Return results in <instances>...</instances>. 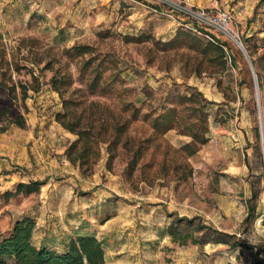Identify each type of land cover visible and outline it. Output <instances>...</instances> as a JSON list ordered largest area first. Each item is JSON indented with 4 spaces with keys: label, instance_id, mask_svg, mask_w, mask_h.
Masks as SVG:
<instances>
[{
    "label": "rangeland",
    "instance_id": "obj_1",
    "mask_svg": "<svg viewBox=\"0 0 264 264\" xmlns=\"http://www.w3.org/2000/svg\"><path fill=\"white\" fill-rule=\"evenodd\" d=\"M199 1L207 3L200 7L233 15L232 26L253 68L226 33H218L233 55L225 68L210 59L212 52L205 56L183 35L163 48L162 43L190 30L172 19L141 13L126 0H0V81L31 82L34 74L39 86V91H29L26 128L0 120V226L10 228L17 218L37 212L43 192L6 196L17 183L39 181L41 191L51 182L46 214L62 217L58 231L71 230L67 219L98 232L105 264H264V3L254 13L258 0ZM191 32L204 42L211 40L205 32ZM75 44H90L94 51L64 53ZM88 59L91 67L84 65ZM99 60L104 85L91 90L88 83ZM54 72L72 75L65 93L74 101L69 109L97 128L107 127L102 130L106 138L112 139L113 126L131 116L128 101L140 108L119 145L111 147L112 160L102 143L88 175L67 157L77 136L55 120L63 105L50 84ZM115 74L121 81L111 79ZM196 90L209 101V131L207 142L187 158L192 176L180 181L172 168L176 149L191 140L179 129L145 143L142 159L129 174L132 151L153 136L151 116L177 104L178 94ZM48 135L59 139L39 152L44 157L49 153L53 169L44 167L47 158L36 163L33 148V137ZM13 136H23L25 143L9 157L7 139ZM3 159L14 164L7 167ZM27 160L35 165L26 167ZM64 165L65 170L59 168ZM248 203L255 213L244 222ZM172 212L201 217L240 245H177L167 232ZM185 230L201 234L191 226ZM257 246H262L259 253Z\"/></svg>",
    "mask_w": 264,
    "mask_h": 264
},
{
    "label": "trees",
    "instance_id": "obj_2",
    "mask_svg": "<svg viewBox=\"0 0 264 264\" xmlns=\"http://www.w3.org/2000/svg\"><path fill=\"white\" fill-rule=\"evenodd\" d=\"M264 3V0H258L255 5L254 13ZM186 29V28H184ZM190 30V29H189ZM200 31L211 35L213 40L203 41L193 32H179L177 36L165 43L163 48L175 45L183 35L185 39L190 40L189 45L199 48L201 52L208 56L213 53L210 59L219 61L221 66L225 68L227 61L233 60V55L229 50L228 43L222 40L218 33L210 32L204 27L199 28ZM188 43V42H187ZM243 53L249 60L251 68H253L250 60L248 49L242 44ZM94 47L90 44H75L64 50L66 54L83 56L92 54ZM85 66L91 67L90 59L86 60ZM101 60L96 67L92 68L93 76L88 83L91 90H95L101 84L104 85L103 72L99 68ZM254 73V72H253ZM258 74V72H257ZM111 79L121 81L118 74ZM259 83L260 79L258 78ZM36 75H32L31 82H10L4 78L0 81V120H6L9 124L26 128V113L29 111L27 99L30 97L29 91H39ZM73 83L70 73H63L58 76L57 72L50 78V84L62 100L63 111L56 112L55 120L58 121L66 130L74 133L77 138L70 142L67 149V157L69 161L79 166L82 173L88 175L92 172L94 164L101 156V144L106 143L110 153V159L114 157L112 146H117L121 142L123 136L127 133L133 120L140 116V108L133 102L128 101L126 107L133 109L130 117L124 121L115 124L112 128L113 138L104 137L102 130L108 131L103 124L101 128H97L94 122L85 120L82 114L69 109L74 102L70 98L65 97L66 90ZM261 85V84H260ZM209 101L199 90L190 94H178L177 104L166 107L163 111L157 112L151 116V127L153 128V136H149L143 140L132 151L131 158L127 164V171L132 174L138 166L143 156L144 144L153 142L158 135L164 134L171 129H179L181 134L191 138L179 149H176L177 157L172 160V168L178 180H187L193 174V167L187 158L197 152L200 147L207 142V132L209 131V115L206 110ZM3 130L6 129L4 126ZM156 136V137H155ZM259 139V135H258ZM39 181L19 182L13 191L6 193L8 198L19 194L30 195L40 192ZM255 213V206L248 203V212L244 218V222L250 220ZM172 217L167 227L168 235L173 243L183 246L188 244L204 245L210 241L229 243L232 247L240 245L238 241L233 240V235L211 224L206 223L198 216L188 217L179 215L176 212L169 214ZM36 226L35 219L31 215H24L17 219L12 228L3 232L0 227V264H105L104 243L95 235L79 234L72 237L65 250L58 251L47 246H37L33 241V232ZM186 226L193 227L200 235L193 231L185 230ZM257 253L262 250V246H257Z\"/></svg>",
    "mask_w": 264,
    "mask_h": 264
},
{
    "label": "crops",
    "instance_id": "obj_3",
    "mask_svg": "<svg viewBox=\"0 0 264 264\" xmlns=\"http://www.w3.org/2000/svg\"><path fill=\"white\" fill-rule=\"evenodd\" d=\"M128 1L129 4L132 5V7L135 9L137 8L139 10V12L141 13H150L152 17H157L160 19L168 18V19H172L169 18L167 16L162 15L160 12H156L153 11L150 8H146L140 4H137L131 0H126ZM188 2L194 4V5H206L207 3L205 2H201L199 0H187ZM158 8V7H157ZM159 10H161L162 8H158ZM174 20V19H172ZM175 22H177L176 20H174ZM178 24V22H177ZM179 25V24H178ZM30 100L32 101L31 97H29L27 99V104L29 106V108H32V103L30 102ZM14 138H9L7 139V141H9V143L6 146V153L7 155H9V157H13L15 155V153L17 152L16 148L19 147L21 148V146L25 143L23 136H13ZM59 138H57L55 135H48L47 138L41 140V138H34L33 137V148L35 149V151L37 152V161L36 163L40 164L41 160L44 158H47L49 160V162H46L44 167H49V169H53L55 168V164L53 162V159H51L49 153L46 154V157L43 156V153L39 152L40 147H45L46 145H49L51 147V145H54L55 142L58 141ZM41 142V143H40ZM49 147V148H50ZM51 159V160H50ZM6 164H8L7 167L11 168V164H14V161L11 160L10 162L7 159H3ZM18 163V162H16ZM26 167H30L35 165V161H31V160H27L25 163ZM49 164V166H48ZM42 168V167H41ZM60 169L65 170L66 166L64 165L63 167L59 166ZM50 183H48L46 185V189L44 190V188H42V190L40 191V193L43 192V194H41V201L40 203L37 205V212L36 213H32L31 212V216L35 219L36 222V226L33 232V241L37 246H47L49 248L52 249H56L58 251H63L66 248V245L68 243V241L72 238V237H76L79 234H92L95 235L99 238L98 232H95L94 230H86V228H84L85 226H80V228H77L74 225V222H69V220L65 219L66 222L70 223V228L71 230H63L62 231H58V227L63 228L61 225L64 220H62L61 218H58V216L54 217L52 214H46L48 213L51 208H50V200H51V196L53 194V188H50ZM45 187V186H42ZM45 191V193H44ZM78 210H84V208L82 209H78ZM48 211V212H47ZM80 211V212H81ZM23 217V216H21ZM19 217V218H21ZM17 218V219H19ZM16 219V220H17ZM15 220V221H16ZM14 221V222H15ZM71 221V220H70ZM13 222V224H14ZM12 224V226H13ZM12 226L10 228H4L3 226H0L3 232H7L9 231ZM169 236V235H168ZM170 237V236H169Z\"/></svg>",
    "mask_w": 264,
    "mask_h": 264
},
{
    "label": "built area",
    "instance_id": "obj_4",
    "mask_svg": "<svg viewBox=\"0 0 264 264\" xmlns=\"http://www.w3.org/2000/svg\"><path fill=\"white\" fill-rule=\"evenodd\" d=\"M162 15L172 18L182 27L199 31L200 27L219 34L236 35L232 26L233 15L229 11H211L207 8L194 5L187 0H131ZM162 8L159 10L158 8ZM211 40L214 39L206 33ZM236 41L242 45L236 35Z\"/></svg>",
    "mask_w": 264,
    "mask_h": 264
},
{
    "label": "bare ground",
    "instance_id": "obj_5",
    "mask_svg": "<svg viewBox=\"0 0 264 264\" xmlns=\"http://www.w3.org/2000/svg\"><path fill=\"white\" fill-rule=\"evenodd\" d=\"M231 37H232L233 39H236V38H235V37H236V35H232Z\"/></svg>",
    "mask_w": 264,
    "mask_h": 264
},
{
    "label": "water",
    "instance_id": "obj_6",
    "mask_svg": "<svg viewBox=\"0 0 264 264\" xmlns=\"http://www.w3.org/2000/svg\"><path fill=\"white\" fill-rule=\"evenodd\" d=\"M240 46H241V49L244 51V48H243V46L240 44ZM263 138V137H262ZM264 140V139H263Z\"/></svg>",
    "mask_w": 264,
    "mask_h": 264
}]
</instances>
